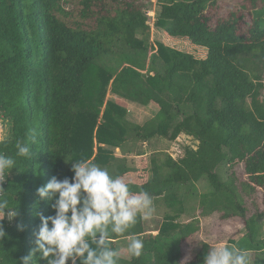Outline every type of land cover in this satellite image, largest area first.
Instances as JSON below:
<instances>
[{
    "label": "trees",
    "instance_id": "16d2710c",
    "mask_svg": "<svg viewBox=\"0 0 264 264\" xmlns=\"http://www.w3.org/2000/svg\"><path fill=\"white\" fill-rule=\"evenodd\" d=\"M147 1L0 0V155L16 161L1 185L16 216L9 220L6 209L0 222L6 233L0 264H22L34 247L39 214H54L36 189L52 176L71 178V162L82 159L123 177L133 194L163 197L170 209L158 235L142 238V255H120L119 264H180L179 242L198 229L196 206L240 217L244 232L226 246L264 264V212L247 216L233 173L220 175L225 165L241 162L246 187L264 191V0H240V13L212 26L205 10L217 0H156L154 27L191 39L206 50L203 58L150 41ZM108 93L154 104L157 112L132 124ZM180 135L197 145L186 146L179 159L140 170L123 154L128 143ZM18 140L29 145L30 157L16 156ZM202 180L207 188L199 192ZM183 214L194 218L182 224ZM144 232L138 218L109 242L118 250V240ZM208 251L202 243L187 264H203Z\"/></svg>",
    "mask_w": 264,
    "mask_h": 264
},
{
    "label": "clouds",
    "instance_id": "9594fccd",
    "mask_svg": "<svg viewBox=\"0 0 264 264\" xmlns=\"http://www.w3.org/2000/svg\"><path fill=\"white\" fill-rule=\"evenodd\" d=\"M15 148L16 156L30 157L28 144L18 140ZM15 164L14 158L0 155V182ZM71 171V178L60 180L52 176L36 189V196L50 202L54 214H39L40 225L33 232L34 247L22 258V264H33L34 255L46 264H119L120 252L109 242L112 236L126 233L138 218L150 219L156 211L147 192L133 194L123 177L111 175L96 163L83 159L71 162ZM3 190L0 187V193ZM6 209L12 220L16 212L0 196V222ZM18 228L23 230L22 225ZM5 235L0 223V238ZM143 247L141 239L133 238L127 243L126 252L131 258H139ZM203 264H251V258L245 250L222 246L211 248Z\"/></svg>",
    "mask_w": 264,
    "mask_h": 264
},
{
    "label": "rangeland",
    "instance_id": "374dc122",
    "mask_svg": "<svg viewBox=\"0 0 264 264\" xmlns=\"http://www.w3.org/2000/svg\"><path fill=\"white\" fill-rule=\"evenodd\" d=\"M156 3V0H148L145 6L151 27L150 41L155 43L159 40L170 47L189 52L197 58L205 57L206 50L192 44L191 39L187 37L173 38L168 36L161 29L154 27V11L157 9ZM215 4L216 5L211 7L210 10H205L206 14L210 16L209 25L211 26L215 25L217 20H221L223 17H226V14L229 12L237 14L240 13V0H217ZM101 61L102 59L100 62ZM106 99L123 106L124 118L135 125L144 124L157 112V108L154 104L142 106L138 103L119 98L112 93H108ZM196 145V142L184 135H180L176 140L155 137L146 142L126 144V152L123 154H125L129 165H136V167H139L141 170L147 167H154L158 162H160V160H164L167 157H171L172 160L179 159L183 155L186 146L196 147ZM112 150L116 154H121L118 149L113 148ZM227 171L233 173L234 175L235 183L247 210V216L256 212H264V191L261 188L250 190V188L246 187L245 183L247 179L243 163L237 162L230 168L225 165L224 168L220 170V175L225 177V172ZM195 186L199 192H204L207 188L204 180L196 183ZM183 191L184 188H181L180 194L183 193ZM152 200L156 211L150 219L144 221L146 225L144 228L146 235H158L163 215L165 212L170 211L163 197H153ZM193 203L194 201L189 199L186 207L188 208V205ZM196 208L197 210L194 212V215L198 219V229L194 234L190 235L186 239H182L179 242V248L181 251L180 264H187L199 250L202 243H208L209 250L211 248L226 246L230 239H237L244 232V223L240 217L232 216L226 219L223 218L221 213L217 211L205 213L202 212V208H200V206H196ZM192 218L194 217H191V215L183 214L181 216V223H187L190 220H193ZM133 238H139L142 240L141 236H131L117 241V248L121 256H128L126 252V245ZM250 255L253 258L254 254L250 253Z\"/></svg>",
    "mask_w": 264,
    "mask_h": 264
},
{
    "label": "crops",
    "instance_id": "0c3cea01",
    "mask_svg": "<svg viewBox=\"0 0 264 264\" xmlns=\"http://www.w3.org/2000/svg\"><path fill=\"white\" fill-rule=\"evenodd\" d=\"M2 136H3V127H2V125H1V123H0V139L2 138ZM115 149H118V148H115ZM179 193H180V190H179ZM203 212V211H202ZM210 213V212H209ZM145 219H143V226H144V228H145ZM146 235V231L141 235V238H143L144 236ZM117 243V242H116Z\"/></svg>",
    "mask_w": 264,
    "mask_h": 264
},
{
    "label": "built area",
    "instance_id": "2783aa9c",
    "mask_svg": "<svg viewBox=\"0 0 264 264\" xmlns=\"http://www.w3.org/2000/svg\"><path fill=\"white\" fill-rule=\"evenodd\" d=\"M3 182H4V181H3ZM3 182H0V187H1V185H2Z\"/></svg>",
    "mask_w": 264,
    "mask_h": 264
}]
</instances>
